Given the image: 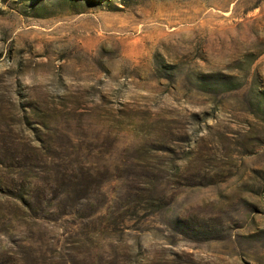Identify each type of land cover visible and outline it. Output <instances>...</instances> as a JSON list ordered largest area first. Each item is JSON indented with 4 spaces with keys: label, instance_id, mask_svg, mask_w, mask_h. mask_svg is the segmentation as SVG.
<instances>
[{
    "label": "rangeland",
    "instance_id": "374dc122",
    "mask_svg": "<svg viewBox=\"0 0 264 264\" xmlns=\"http://www.w3.org/2000/svg\"><path fill=\"white\" fill-rule=\"evenodd\" d=\"M73 145L160 177L132 262L264 264V0H0V264L75 254V218L26 207Z\"/></svg>",
    "mask_w": 264,
    "mask_h": 264
},
{
    "label": "trees",
    "instance_id": "16d2710c",
    "mask_svg": "<svg viewBox=\"0 0 264 264\" xmlns=\"http://www.w3.org/2000/svg\"><path fill=\"white\" fill-rule=\"evenodd\" d=\"M71 147L77 152L76 158L60 165L52 178L37 174L26 183L30 189L27 209L33 211L37 204L46 202L57 216L76 219L80 237L74 241L75 254L68 264H137L134 260L139 255L132 262V256L120 254L115 244L134 229L129 223L153 217L168 204L166 194L159 193L160 177L146 165L113 177L108 165L101 168L81 159L77 146ZM111 182H120L122 190L111 192ZM16 264L40 261L33 250H28Z\"/></svg>",
    "mask_w": 264,
    "mask_h": 264
}]
</instances>
